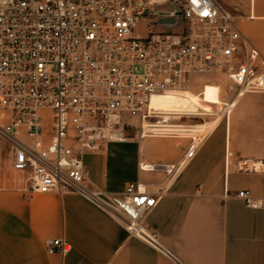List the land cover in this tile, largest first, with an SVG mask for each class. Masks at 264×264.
Segmentation results:
<instances>
[{
	"label": "built area",
	"instance_id": "2783aa9c",
	"mask_svg": "<svg viewBox=\"0 0 264 264\" xmlns=\"http://www.w3.org/2000/svg\"><path fill=\"white\" fill-rule=\"evenodd\" d=\"M158 12H168L163 27L174 30L135 32L141 22L154 27ZM204 74L221 76L223 93L234 92L233 98L264 93V58L216 0H0V140L20 174V189L75 192L151 246L156 234L144 218L165 185L151 192L138 182L119 192L91 189L81 153L123 140L124 114L138 116L139 136L185 134L166 126L143 132L142 122L167 124L150 98ZM196 144L190 137L181 161ZM233 195L249 208L261 207L247 189ZM44 249L62 253L67 246L45 238Z\"/></svg>",
	"mask_w": 264,
	"mask_h": 264
},
{
	"label": "crops",
	"instance_id": "0c3cea01",
	"mask_svg": "<svg viewBox=\"0 0 264 264\" xmlns=\"http://www.w3.org/2000/svg\"><path fill=\"white\" fill-rule=\"evenodd\" d=\"M216 1L264 58V0ZM219 97L234 100L232 108L197 138L189 159L181 161L189 137L138 130L81 153L91 189L119 192L138 182L151 192L165 185L144 218L154 246L75 192H23L20 175L3 170V163L12 170L11 153L0 140V264H264V95ZM170 165L178 167L167 173ZM238 189L260 198L261 207L245 206L233 195ZM45 238H60L67 249L47 253Z\"/></svg>",
	"mask_w": 264,
	"mask_h": 264
},
{
	"label": "rangeland",
	"instance_id": "374dc122",
	"mask_svg": "<svg viewBox=\"0 0 264 264\" xmlns=\"http://www.w3.org/2000/svg\"><path fill=\"white\" fill-rule=\"evenodd\" d=\"M154 8L150 9V13H152ZM152 29L154 32H165L169 30H174L173 28H166L160 25H156L154 27H150L148 25V22H141L137 25V29L135 30L136 33L140 35H144L147 33L148 28ZM176 30V29H175ZM248 40V39H247ZM249 41V40H248ZM225 81L221 76H213L209 74H204V75H198V76H193L189 80V83L187 87H184L183 89H177L176 93L185 95L189 97L190 102H191V107L194 109V111L200 112L197 115H192V114H186L185 116L175 118L174 120L170 122H175L180 125H184L188 128H191L192 131L187 132L183 135H176L179 136L180 138H187V137H194L195 140L197 141V138L208 131L210 129L211 123L218 119L222 113L223 117L225 118L229 111L227 110L228 107H230V102L228 103H223L222 102V97L220 98L219 96H228V95H233L234 92H231L229 94H224L223 93V88H224ZM244 94L248 95H253V96H261L264 95V93L261 92H246ZM162 104H173L170 102H162ZM259 106H262L264 110V101L258 103ZM199 107V109H198ZM232 108V107H231ZM230 108V109H231ZM183 115V114H182ZM124 121L127 123L124 125V131H132V130H138V116H130L128 114H124ZM208 124L206 128L199 129L200 124ZM262 131L264 129L262 126L259 127V133L262 134ZM182 134V133H181ZM169 136H175V135H169ZM259 137H263V140L259 141V145L263 146L264 148V134L259 135ZM3 170L9 174V175H20L18 172L14 170H10L7 166L6 163H3Z\"/></svg>",
	"mask_w": 264,
	"mask_h": 264
},
{
	"label": "bare ground",
	"instance_id": "6f19581e",
	"mask_svg": "<svg viewBox=\"0 0 264 264\" xmlns=\"http://www.w3.org/2000/svg\"><path fill=\"white\" fill-rule=\"evenodd\" d=\"M176 91H177V89H172V90H169L167 92H163L160 94L153 95L150 98V102H149L150 107L158 109L160 111V113H162L161 117L163 118V120H166L167 124L152 125V124H150L144 120L142 122L143 132H148V131H146L147 129L153 130V129H150V128H154L152 126L170 127V128H167L166 130H176L177 132H174V133H177V134L187 133V132L192 131L191 128H188L184 125H180L178 123L168 121L169 119L175 118V114L197 115L200 113V112L194 111V109L191 107V102H190L189 97L182 95V94H179V93H176ZM162 102H170L173 104L166 105V104H162ZM233 102H234V100L231 101V103H233ZM198 109H199V107H198ZM227 110L229 111L230 107H228ZM218 119L213 121V123H211L210 125L201 123L199 125V127H200L199 129H202V128L204 129L207 127V125L210 126V128H211L216 123V121ZM179 131H186V132H179Z\"/></svg>",
	"mask_w": 264,
	"mask_h": 264
},
{
	"label": "water",
	"instance_id": "95a60500",
	"mask_svg": "<svg viewBox=\"0 0 264 264\" xmlns=\"http://www.w3.org/2000/svg\"><path fill=\"white\" fill-rule=\"evenodd\" d=\"M167 14H168V12H158V14H157L158 18L156 20L152 21L151 24L154 26H156V25L164 26L166 23H169L170 21L163 17L164 15H167ZM173 14L179 15L180 13L174 12Z\"/></svg>",
	"mask_w": 264,
	"mask_h": 264
},
{
	"label": "snow or ice",
	"instance_id": "6c2138e0",
	"mask_svg": "<svg viewBox=\"0 0 264 264\" xmlns=\"http://www.w3.org/2000/svg\"><path fill=\"white\" fill-rule=\"evenodd\" d=\"M207 13H205V15H206Z\"/></svg>",
	"mask_w": 264,
	"mask_h": 264
}]
</instances>
